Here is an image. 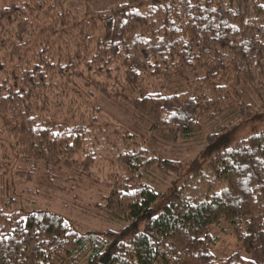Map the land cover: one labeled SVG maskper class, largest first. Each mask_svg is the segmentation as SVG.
Here are the masks:
<instances>
[{
    "label": "trees",
    "instance_id": "1",
    "mask_svg": "<svg viewBox=\"0 0 264 264\" xmlns=\"http://www.w3.org/2000/svg\"><path fill=\"white\" fill-rule=\"evenodd\" d=\"M73 1L0 0L1 201L10 146L30 164L20 179L70 194L93 182L108 190V217L128 226L82 233L53 212L0 205V264H264V132L233 145L208 136L207 164L165 195L145 174L174 175L180 163L105 122L92 102L96 92L131 103L151 136L171 144L195 138L203 119L230 112L235 127L253 118L248 95L264 112V0H129L101 12L89 6L97 0H84L85 12ZM192 73L187 89L164 92ZM223 223L241 247L226 259L210 232Z\"/></svg>",
    "mask_w": 264,
    "mask_h": 264
},
{
    "label": "rangeland",
    "instance_id": "2",
    "mask_svg": "<svg viewBox=\"0 0 264 264\" xmlns=\"http://www.w3.org/2000/svg\"><path fill=\"white\" fill-rule=\"evenodd\" d=\"M129 0H97L89 6L95 12L110 10L115 6L127 3ZM72 10H87L84 0H76L68 6ZM196 74H187L184 77H178L168 82L164 92L168 95L177 91L187 89L189 83L193 81ZM94 92V91H93ZM92 102L102 113V119L110 125L135 133L143 138L146 146L155 150L157 155L163 160H171L180 163L177 174L169 175L158 169H153L146 173L143 179L144 183L161 194L170 195L174 187L182 182V177L190 173L197 167L204 166L210 159L208 152V136H226L230 145H233L250 135L258 132H264V112L260 111L261 103L253 95L247 96V102L253 107V118L235 125H229L232 119L230 112L218 117V120H202L203 130L195 138L180 141L177 144L166 143L159 139H154L150 134V122L148 118L143 117L134 106L126 101H112L106 99L99 93H93ZM223 128H226L225 130ZM4 142L10 144V140L5 137ZM5 154L10 159L9 180L10 188L7 189V197L2 203L0 193V205L10 204L12 212H19L23 215L35 211H50L63 216L72 226L82 233L91 232H120L128 223L112 221L104 211L102 197L108 194V190L93 182V189H90L89 182L83 179L82 183L70 193H53L50 190L43 189L40 184L39 176L34 177L33 181L20 179L17 172H30V164H24L17 159L14 151L6 147ZM41 167L39 172L43 173ZM34 174V173H33ZM60 175L64 178L75 177V173L63 170ZM70 188V185L63 184ZM167 204V201L161 202L160 207L155 210L157 215ZM144 224L141 223L137 231L143 230ZM231 227L226 224L210 228L213 236L220 238V241L212 247L215 256L226 259L232 254L241 250L238 240L230 234ZM246 259L249 256L243 253ZM82 264H86L83 262Z\"/></svg>",
    "mask_w": 264,
    "mask_h": 264
}]
</instances>
